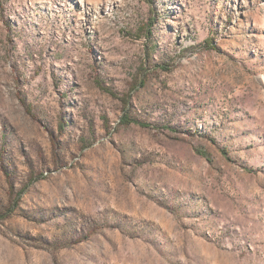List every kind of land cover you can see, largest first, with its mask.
Masks as SVG:
<instances>
[{
	"label": "rangeland",
	"instance_id": "rangeland-1",
	"mask_svg": "<svg viewBox=\"0 0 264 264\" xmlns=\"http://www.w3.org/2000/svg\"><path fill=\"white\" fill-rule=\"evenodd\" d=\"M0 264H264V0H0Z\"/></svg>",
	"mask_w": 264,
	"mask_h": 264
},
{
	"label": "trees",
	"instance_id": "trees-1",
	"mask_svg": "<svg viewBox=\"0 0 264 264\" xmlns=\"http://www.w3.org/2000/svg\"><path fill=\"white\" fill-rule=\"evenodd\" d=\"M123 122H124V123H136V124H140V125H142V126H149V125H147V123L142 122V121H140L139 119L133 118V117L127 115V114L124 115V117H123ZM199 152H200V154H202V155H205V156L207 155V153H206L205 151L199 150ZM3 218H4V217H3Z\"/></svg>",
	"mask_w": 264,
	"mask_h": 264
}]
</instances>
